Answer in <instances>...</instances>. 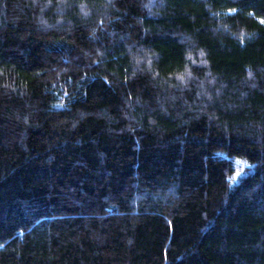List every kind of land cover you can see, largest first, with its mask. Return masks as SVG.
I'll return each instance as SVG.
<instances>
[{
	"label": "trees",
	"instance_id": "16d2710c",
	"mask_svg": "<svg viewBox=\"0 0 264 264\" xmlns=\"http://www.w3.org/2000/svg\"><path fill=\"white\" fill-rule=\"evenodd\" d=\"M0 264H264V0H0Z\"/></svg>",
	"mask_w": 264,
	"mask_h": 264
},
{
	"label": "rangeland",
	"instance_id": "374dc122",
	"mask_svg": "<svg viewBox=\"0 0 264 264\" xmlns=\"http://www.w3.org/2000/svg\"><path fill=\"white\" fill-rule=\"evenodd\" d=\"M234 173L231 176V181L235 182L241 175L248 171L250 165L243 160L234 159Z\"/></svg>",
	"mask_w": 264,
	"mask_h": 264
}]
</instances>
